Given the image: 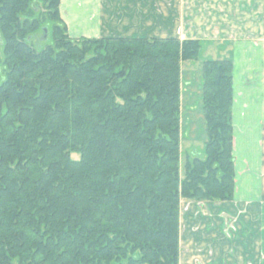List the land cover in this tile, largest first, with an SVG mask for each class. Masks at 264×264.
<instances>
[{"label": "trees", "instance_id": "trees-1", "mask_svg": "<svg viewBox=\"0 0 264 264\" xmlns=\"http://www.w3.org/2000/svg\"><path fill=\"white\" fill-rule=\"evenodd\" d=\"M59 6L0 0V264H179L181 202L234 197L232 62L202 64L203 155L181 174L199 41L72 38Z\"/></svg>", "mask_w": 264, "mask_h": 264}, {"label": "rangeland", "instance_id": "rangeland-1", "mask_svg": "<svg viewBox=\"0 0 264 264\" xmlns=\"http://www.w3.org/2000/svg\"><path fill=\"white\" fill-rule=\"evenodd\" d=\"M101 2L104 8L99 26L106 37L173 38L180 42L197 40L201 44L197 61L181 65V174L185 157L203 155L205 129L201 101L202 64L208 60L232 62V83L236 90L233 91L232 105L235 133L240 142H246V146L255 144L254 147H258L257 154L250 160L254 176L250 177V171L244 168L248 167V161L237 158L238 164L241 161L246 164L242 163L240 172L234 169L236 183L232 201L181 202L179 264H264L259 262L260 252H253L252 259L249 257L246 258L248 261L243 262L242 259L237 260V257L235 260L234 252L226 248L229 240L240 238L242 227L251 229L249 226L252 224L256 226L252 214L248 215L252 203L245 200L235 201L238 180L242 182L251 179L250 185L247 186V183L243 187L251 189L252 195H264V0ZM35 9L38 8L35 7L34 11ZM71 12H74L73 8ZM59 14L65 24L66 19L64 20L60 11ZM89 21L88 26L91 24ZM43 26L27 41L35 51L52 44L49 31L51 24L49 29ZM66 27L69 31L67 25ZM77 28L84 29L83 26ZM258 111L261 113L258 114ZM254 116H257L258 122H254ZM232 135L234 140L233 124ZM250 154L253 156L252 151ZM72 158L76 160L77 156L73 155ZM233 159H236L234 152ZM243 195L242 193V198ZM258 203L264 206V197Z\"/></svg>", "mask_w": 264, "mask_h": 264}, {"label": "crops", "instance_id": "crops-1", "mask_svg": "<svg viewBox=\"0 0 264 264\" xmlns=\"http://www.w3.org/2000/svg\"><path fill=\"white\" fill-rule=\"evenodd\" d=\"M71 8H73L74 12H71ZM103 8H104V4L101 2V0H60L59 11L63 16L64 20L66 19L65 24L68 26L69 31L67 30V32L70 37L72 38L83 37L89 39L91 38L96 39V38L106 37L103 35V31L99 26V24H101V13ZM87 16H90V18H87ZM89 19L91 20L89 21ZM88 21L89 23H91L89 24L90 26H88L87 23ZM77 26H83L84 29H79L77 28ZM108 37H112V36H108ZM234 87L235 86L233 85V91L235 92L236 90ZM259 112L260 111H258V114ZM256 117L254 116L253 119L254 122H258L256 120L257 119ZM232 124H233V134H234V156L236 157V159H234V169L237 172L238 171L240 172L241 169L240 167L242 166L243 163L241 161L238 164V162H236L237 158H241L244 160L246 159L248 163L247 164L243 163V164H246L248 167L247 168L244 167V168L246 169V171L248 170L250 171L251 173L250 177H252L254 176V171H253L254 169L251 168L250 166V160L254 158V155L257 154L256 151H258L257 149L258 147H254L255 144H250L246 146V142H240L241 141L240 138H238L237 134L235 133L233 111H232ZM251 147H253L252 150H250ZM251 151L253 156L250 154ZM251 181H252L251 179H247L244 181L242 180V182L238 180L237 191L235 194V201L245 200L252 203L248 215L250 213L252 214V216L255 219L254 224L256 226L252 224L251 226H249L251 227V229H247V228L245 229L242 227L240 238L238 239L236 238L235 240L233 238V241L229 240L226 245V248L228 247V250L231 249L234 252V259L237 257V260L242 259L243 262L248 261L246 258L250 257V259H252L253 252L256 254L260 252L261 254L260 257L263 261H260L261 259H259V262H264V206L258 203L260 199L264 197V195H260V194L252 195L253 191L251 189H249L248 187L247 188L243 187L247 183H248L247 186L250 185ZM241 192L244 194L243 198L241 196L242 194ZM180 241H181V236H180ZM255 260L258 261L256 256H255Z\"/></svg>", "mask_w": 264, "mask_h": 264}]
</instances>
